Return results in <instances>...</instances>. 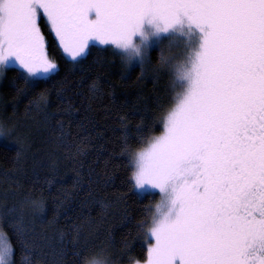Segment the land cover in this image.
<instances>
[{
  "label": "snow or ice",
  "instance_id": "obj_1",
  "mask_svg": "<svg viewBox=\"0 0 264 264\" xmlns=\"http://www.w3.org/2000/svg\"><path fill=\"white\" fill-rule=\"evenodd\" d=\"M45 30L74 65L98 42L143 72L158 49L170 77L161 114L122 135L129 186L159 196L136 224L144 256L129 264H264V0H0V73L15 71L17 95L58 72ZM57 111L70 119L77 109ZM118 119L126 130L127 116ZM155 125L161 131L146 136ZM18 143L20 156L26 138ZM16 214L15 206L0 212L16 220L12 236L0 230V264H17L16 247L20 264H39ZM110 245L71 255L75 264H113ZM66 255L61 249L54 264Z\"/></svg>",
  "mask_w": 264,
  "mask_h": 264
},
{
  "label": "trees",
  "instance_id": "obj_2",
  "mask_svg": "<svg viewBox=\"0 0 264 264\" xmlns=\"http://www.w3.org/2000/svg\"><path fill=\"white\" fill-rule=\"evenodd\" d=\"M45 34L59 66L51 79L17 95L22 83L13 82L15 71L5 68L0 77V120L12 128L11 136L0 140V212L5 205L17 208L25 235L35 244L30 259L38 258L39 264H54L61 249L67 252L65 264H75L73 248L109 239L113 264H129L144 256L136 224L157 196L145 198L129 186L122 135L135 136L137 125H149L161 114L171 96L170 77L157 65V49L149 52L151 63L143 72L139 65L128 68L111 48L98 44L74 65ZM93 80L98 86L90 91ZM45 88L46 108L39 99ZM67 103L77 109L70 119L57 111ZM119 115L127 116L126 130ZM61 119L63 135L56 123ZM160 131L155 125L145 135ZM21 137L26 151L17 156ZM130 142L136 144L135 139ZM15 223L11 217L0 218V230L12 236ZM16 259L20 264L19 247Z\"/></svg>",
  "mask_w": 264,
  "mask_h": 264
},
{
  "label": "rangeland",
  "instance_id": "obj_3",
  "mask_svg": "<svg viewBox=\"0 0 264 264\" xmlns=\"http://www.w3.org/2000/svg\"><path fill=\"white\" fill-rule=\"evenodd\" d=\"M96 44H98V45H100L98 42L96 43ZM101 46H105V45H101ZM158 50V49H157ZM151 51V50H150ZM149 51V52H150ZM176 50H173V52H175ZM158 52H159V50H158ZM135 65H138V64H136V63H133V64H131V65H127L128 66V68L129 67H132V66H135ZM1 75H2V73H0V77H1ZM11 132H12V128H10L8 125H6V124H4L1 120H0V140H2V139H4V138H7V136H11L10 134H11ZM136 191V190H135ZM137 192V191H136ZM138 194V193H137ZM138 195H140V196H143L142 194H138ZM159 200V196L157 195V200H156V202ZM155 202V203H156ZM154 205V204H153Z\"/></svg>",
  "mask_w": 264,
  "mask_h": 264
},
{
  "label": "clouds",
  "instance_id": "obj_4",
  "mask_svg": "<svg viewBox=\"0 0 264 264\" xmlns=\"http://www.w3.org/2000/svg\"><path fill=\"white\" fill-rule=\"evenodd\" d=\"M89 264H98V261H96V260H90L89 261Z\"/></svg>",
  "mask_w": 264,
  "mask_h": 264
}]
</instances>
